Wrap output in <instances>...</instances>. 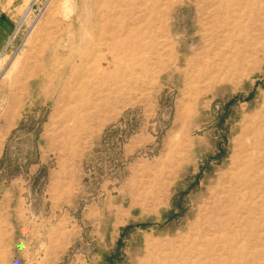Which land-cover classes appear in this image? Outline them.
I'll use <instances>...</instances> for the list:
<instances>
[{
  "label": "rangeland",
  "instance_id": "374dc122",
  "mask_svg": "<svg viewBox=\"0 0 264 264\" xmlns=\"http://www.w3.org/2000/svg\"><path fill=\"white\" fill-rule=\"evenodd\" d=\"M26 11L0 48V264H264V0Z\"/></svg>",
  "mask_w": 264,
  "mask_h": 264
},
{
  "label": "crops",
  "instance_id": "0c3cea01",
  "mask_svg": "<svg viewBox=\"0 0 264 264\" xmlns=\"http://www.w3.org/2000/svg\"><path fill=\"white\" fill-rule=\"evenodd\" d=\"M30 5V0H0V48L8 44L10 36Z\"/></svg>",
  "mask_w": 264,
  "mask_h": 264
},
{
  "label": "bare ground",
  "instance_id": "6f19581e",
  "mask_svg": "<svg viewBox=\"0 0 264 264\" xmlns=\"http://www.w3.org/2000/svg\"><path fill=\"white\" fill-rule=\"evenodd\" d=\"M257 0H252V2H256ZM153 3H155V0H152V6H153ZM98 8V7H97ZM228 13H231L228 12ZM214 18H215V22H216V26L212 29V32L210 33L211 36H215L216 34H219L220 32H223L227 26L231 23H235L236 19H241L242 18V15L238 14L237 12H235L234 14H227V15H224V18L222 17H219L217 14H213ZM24 19V18H23ZM219 24V26L217 25ZM22 25V24H21ZM233 30V28L231 29Z\"/></svg>",
  "mask_w": 264,
  "mask_h": 264
},
{
  "label": "built area",
  "instance_id": "2783aa9c",
  "mask_svg": "<svg viewBox=\"0 0 264 264\" xmlns=\"http://www.w3.org/2000/svg\"><path fill=\"white\" fill-rule=\"evenodd\" d=\"M46 5H47V0H32L31 4L29 5L26 11L24 18H26L30 14H35V16H39L44 11Z\"/></svg>",
  "mask_w": 264,
  "mask_h": 264
}]
</instances>
